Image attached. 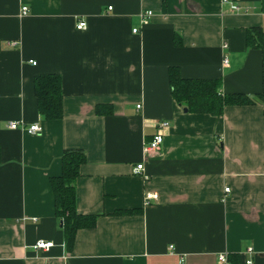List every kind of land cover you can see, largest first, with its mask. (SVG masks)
Returning <instances> with one entry per match:
<instances>
[{
  "label": "crops",
  "instance_id": "crops-1",
  "mask_svg": "<svg viewBox=\"0 0 264 264\" xmlns=\"http://www.w3.org/2000/svg\"><path fill=\"white\" fill-rule=\"evenodd\" d=\"M235 2L238 12L220 0H0V264H220V253L264 264L263 104L189 112L168 83L177 67L219 79L223 94L260 92L246 30L264 31V0ZM48 73L61 78L57 120L36 109L33 79ZM160 120V149L145 155ZM65 149L85 153L76 210L97 215L70 251L50 185ZM140 163L146 179L133 173ZM39 239L52 246L33 249Z\"/></svg>",
  "mask_w": 264,
  "mask_h": 264
},
{
  "label": "trees",
  "instance_id": "trees-1",
  "mask_svg": "<svg viewBox=\"0 0 264 264\" xmlns=\"http://www.w3.org/2000/svg\"><path fill=\"white\" fill-rule=\"evenodd\" d=\"M176 41V39H175ZM177 42V41H176ZM246 43L261 52V90L253 96L242 93L223 94L219 79H193L181 77L177 67H169L168 83L171 95L179 106L189 112L220 116L229 105H251L259 101L264 106V31L260 27L246 30ZM33 92L38 115L45 120H57L63 115L61 78L59 74L36 75ZM111 105L97 104L95 113L109 115ZM85 162V153L80 149H65L61 155V173L50 178L54 196L55 215L59 219L67 251L73 247L75 233L81 228L95 225L97 215L79 214L75 206V180L79 167ZM231 264L238 263L237 255L227 256Z\"/></svg>",
  "mask_w": 264,
  "mask_h": 264
},
{
  "label": "built area",
  "instance_id": "built-area-1",
  "mask_svg": "<svg viewBox=\"0 0 264 264\" xmlns=\"http://www.w3.org/2000/svg\"><path fill=\"white\" fill-rule=\"evenodd\" d=\"M221 5H227L230 12H238L240 9V7L238 6V4L235 2V0H220ZM108 9H110V7L108 6ZM21 14H26L27 12V7L26 6H22L21 7ZM151 16V12L150 11H145L140 15V23L142 25L147 23L148 18ZM76 29L78 30H83L86 28V22L82 19L77 20L76 25H75ZM136 28H133V32H136ZM226 47L225 44H223V48ZM227 59L224 58L223 59V63H226ZM34 64V63H33ZM138 107V106H137ZM18 126V122L13 121L10 122L8 127L15 129ZM155 126H156V132L144 142V146H143V152L145 155H152L156 152H158V150L160 149L161 143L163 141V129H165L168 126V122L166 120H160L155 122ZM27 130L29 132L32 133H37L40 131V127L37 124H32L30 126L27 127ZM144 172V168L142 163L140 164H136V166L133 168V173L134 174H142L143 177L146 179L147 175ZM229 190V188H225L224 191L227 192ZM157 198V194L156 193H145L144 195V200L146 202H148L151 199H156ZM52 246V242L51 241H47V240H43V239H39L36 240L35 243L32 245L33 249L36 250H47ZM171 248V246H170ZM246 253L248 254H252L253 253V249L251 247H248L246 249ZM182 261V260H181ZM217 261L220 264H231L230 261L227 258V255L224 253H220L217 255ZM245 264H252V260L250 258L245 260Z\"/></svg>",
  "mask_w": 264,
  "mask_h": 264
},
{
  "label": "water",
  "instance_id": "water-1",
  "mask_svg": "<svg viewBox=\"0 0 264 264\" xmlns=\"http://www.w3.org/2000/svg\"><path fill=\"white\" fill-rule=\"evenodd\" d=\"M185 110V109H184Z\"/></svg>",
  "mask_w": 264,
  "mask_h": 264
}]
</instances>
